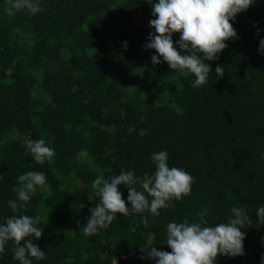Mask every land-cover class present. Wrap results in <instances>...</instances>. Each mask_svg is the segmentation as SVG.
Here are the masks:
<instances>
[{
  "label": "trees",
  "instance_id": "1",
  "mask_svg": "<svg viewBox=\"0 0 264 264\" xmlns=\"http://www.w3.org/2000/svg\"><path fill=\"white\" fill-rule=\"evenodd\" d=\"M43 11L8 14L0 0V223L12 215L39 216L33 242L46 258L33 264H154L145 246L170 252L169 222L192 221L206 208L209 225L226 222L232 207L246 210L244 255L217 256V264H260L264 222V0L238 13L236 37L210 63L206 84L179 75L145 49L154 30L144 0H40ZM179 34L173 35V41ZM127 42V47L123 46ZM179 51V50H178ZM198 56L202 54L197 53ZM224 69L222 78L215 68ZM43 139L54 156L38 165L26 151ZM81 149L87 155L78 156ZM166 151L170 167L183 168L191 192L158 216H121L107 229L85 235L89 209L98 202L92 181L131 169L151 175L153 152ZM43 172L23 209L15 213L17 178ZM135 187L142 191L140 183ZM127 200L126 186H118ZM129 205L126 203V207ZM23 243V242H21ZM13 243L0 264L13 259Z\"/></svg>",
  "mask_w": 264,
  "mask_h": 264
},
{
  "label": "clouds",
  "instance_id": "2",
  "mask_svg": "<svg viewBox=\"0 0 264 264\" xmlns=\"http://www.w3.org/2000/svg\"><path fill=\"white\" fill-rule=\"evenodd\" d=\"M151 6L154 19L149 20V27L154 30L149 33L147 50H154L151 63L155 66L164 62L170 70L179 75L193 76L191 87L198 88L207 83L212 74L210 63L218 58L226 47V41L236 37L230 21L235 20L238 13L247 10L254 0H144ZM8 14L27 10L30 14L43 11L40 0H6ZM179 34V39L173 41V35ZM127 47V42H123ZM179 50V51H178ZM258 54L264 55V39L259 40ZM197 53L202 54L198 56ZM224 69L217 65L215 76L222 78ZM26 151L38 165L54 156V150L43 139L29 140ZM87 152L81 149L78 156ZM150 160L155 165V171L143 177H137L129 169L120 171L119 175L97 176L91 183V188L99 198L94 208H90V216L83 226L85 235L107 229L121 216L129 214L150 213L158 216L159 210L170 207L172 200H180L191 192L192 176L183 168L170 167L166 151L153 152ZM3 179V177H0ZM18 186L13 189L15 200H8V207L13 213L34 195L36 188L46 184L43 172L29 171L17 178ZM139 182L141 190L135 187ZM126 186L127 200L122 199L118 186ZM126 203L129 205L126 207ZM226 222L209 225L206 208L197 212L195 219L181 222L172 221L166 226L165 244L170 252L158 251L155 246H145L141 259H150L154 264H217V256L235 258L244 255L243 241L245 231L241 229L248 223L246 210L232 207ZM256 219L264 222V204L258 206ZM39 216L24 214L4 218L0 223V253L5 245L13 243V259L19 264H33V258L41 261L46 253L28 237L39 240L43 229ZM264 239V238H262ZM23 242V243H21ZM264 264V255L260 257Z\"/></svg>",
  "mask_w": 264,
  "mask_h": 264
}]
</instances>
